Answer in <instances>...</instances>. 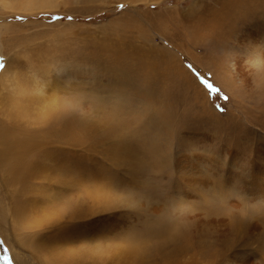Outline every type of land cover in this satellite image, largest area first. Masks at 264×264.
<instances>
[{
  "label": "rangeland",
  "instance_id": "1",
  "mask_svg": "<svg viewBox=\"0 0 264 264\" xmlns=\"http://www.w3.org/2000/svg\"><path fill=\"white\" fill-rule=\"evenodd\" d=\"M215 1L0 0V77L8 80L0 92L10 103L14 90L28 91L20 118L0 103V264H186L180 157L202 147L203 133L210 149L244 152L247 138L264 134L241 128L245 118L264 126V103L251 106L253 95L225 64L241 36L236 20L262 29L264 4L255 6L256 21L250 12L248 20L233 14L229 35L236 38L226 44L218 37L222 24L210 27ZM72 63L77 82L55 89L54 103H41L42 121L30 125L32 75L45 80L47 66ZM49 156L55 160L44 172ZM256 162L262 165L259 156ZM211 167L212 191L238 187L232 168ZM190 194L197 203L199 195ZM234 195L226 188L222 197ZM261 209L246 217H264ZM229 231L221 239L228 242H210L243 256ZM262 259L258 251L253 264Z\"/></svg>",
  "mask_w": 264,
  "mask_h": 264
},
{
  "label": "bare ground",
  "instance_id": "2",
  "mask_svg": "<svg viewBox=\"0 0 264 264\" xmlns=\"http://www.w3.org/2000/svg\"><path fill=\"white\" fill-rule=\"evenodd\" d=\"M25 1V4L27 2L31 3V0ZM261 1L264 0H233L234 5H230L226 4L224 0V3L222 2L223 4H220L219 6L218 1L216 0L214 5L216 7L209 12L211 18H213L210 27L213 30V27H217L218 24H222V28L218 34V37H227L226 44H228V41H233V39L236 38V33L235 35L234 33L231 34V36L229 35L231 29L229 28L230 26L228 25V22L232 17L234 18L233 14H239L240 18L243 20L252 19L253 15L256 21L257 16L254 13V11H256L255 6L264 4V2ZM9 3L10 1L6 2V4L8 5ZM230 10L232 12H229ZM220 11H222L223 13L219 16ZM249 12L252 15L247 14ZM0 20H2L1 17ZM256 25V22H254L252 25H250L251 28H249L244 25L241 26V22L239 21V19L238 21L236 20V23L232 28L234 29V32H239L241 36L238 37V40L233 41L234 46H229L228 50L226 51L228 55L225 54L227 57L225 58V64L230 65V68L228 67L229 70L236 75L239 84L246 87L248 92L253 95L249 99V104L251 106L264 103V27L262 29H257ZM203 26L204 30H207L209 28V26H207L205 23ZM2 29L3 31L5 30L1 22L0 33ZM77 69L78 68L74 67L73 63L67 65L62 64L56 68H53V66L50 65V67L47 66V68L45 69V75L47 76L45 80L38 78L37 72L32 75V82L34 83V87L32 91H30V97L33 96L34 98H30V125H35L38 122L42 121L43 107L41 103L44 100H53L52 103H54V97L56 94V92L54 91L55 89L66 88L75 81L77 82L78 78L76 74H74V72L76 73ZM3 76L4 75L1 74L0 81L2 82V80H4L7 83L8 80L6 81V77ZM228 79L230 81L231 78L228 77ZM14 80H16V78H14ZM201 91H203L205 95L207 94V92L203 89ZM4 92V89H2V91L0 92V103L11 104L14 116L20 118L22 107H25L27 105V103H25V99L26 93L28 91H26V88H22L20 92L14 90V96L12 95L10 103H5L6 93ZM197 101L198 100H196V102ZM72 109L74 112L80 111L77 106H74ZM25 117H28V114H25ZM232 118H234V116H232ZM245 119L246 123H243L244 126H242V123L239 122V127L242 126L241 128H244L245 131H250L254 126H258L260 130L264 132V126L260 125V123L262 122H260L258 119ZM199 136L201 138V141H199V143L200 145H202V147H199V149H196L192 153L180 157V159L182 158L181 161L183 162V164L180 165V168L186 173L187 178L186 181H184L186 183V187H188V192H185L183 195L184 199H186L187 205V210L185 209V219L188 226V232L186 230V242L184 243V255L186 264H253L254 258L258 251H262L263 259L261 262H263L262 264H264V217L258 215L253 217V215H255L254 213H258L259 209L262 210L261 208L264 206V134H259V139L255 140L254 142L248 141L254 140V136V138L252 139L247 138L246 142L250 147L249 151L246 152H244V148L242 147L239 149H235L234 147H232V145L226 146L221 144L220 145L223 146L221 151L217 148L210 149L207 144L211 141L210 140L208 142V138H210L209 135L203 133ZM242 139L244 140V137L235 138V140ZM57 140L58 139L55 138L53 140V143L56 144L58 142ZM246 142H243L242 144H246ZM55 146L56 145H54V148ZM204 153L206 155H204ZM221 154L223 156L219 157L221 156ZM257 156L261 158V166H259L256 162ZM44 159L46 162H44L45 169L43 170L44 172H46L48 167L53 166L55 158L53 156H49L45 157ZM222 159H224L223 163H221ZM212 163H214L215 167L216 165H221V167H223L224 169L227 168V166H229L230 169L232 168L231 176L236 175V179L238 180V187L236 189L233 188V185V187H230L231 185L228 181L229 185H226L225 183L223 185H220L218 191H212V185L206 180V177L208 176H205L210 174L216 175L212 172ZM49 171L52 174L56 175L59 180L61 179L57 174V170L52 171L51 169H49ZM62 172L64 173V170ZM63 177L64 176H62V178ZM228 179H230V177H228ZM226 188H228L230 192H232V194L233 192L235 193L233 198L224 199L222 197V194ZM230 188H232L233 190ZM190 192L193 193V195L194 192L199 195L197 203L193 202V198ZM210 195H212L211 197L215 198L219 197V201H223V203L221 204L220 202V204L225 209H219L217 207L218 205L216 206V204L210 200ZM215 198L214 201H216ZM250 210L254 211L252 215L253 218L246 217L247 215H249L248 212H250ZM260 215H262V213ZM228 228L231 230L229 232H232L234 239L233 240L231 238L230 242H232L233 240L235 245L238 243L241 244H239V254L243 256L236 257V254H238V252L235 251L233 253L227 254L222 250L224 241L225 243L228 242V240H225V236H228L226 235L228 233ZM223 237H225L224 241H222ZM201 239L203 241H201ZM211 240H221L223 243L221 242L222 245L220 244L221 247L219 248L216 247L217 245H212L213 242ZM208 242H210L214 247L210 246V243ZM205 247H210L209 249L211 251H207ZM212 250L214 251V254L212 253Z\"/></svg>",
  "mask_w": 264,
  "mask_h": 264
}]
</instances>
